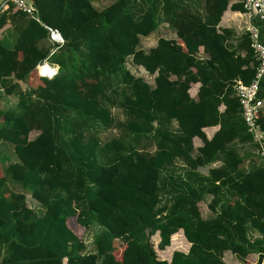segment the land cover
Instances as JSON below:
<instances>
[{
	"label": "trees",
	"instance_id": "trees-1",
	"mask_svg": "<svg viewBox=\"0 0 264 264\" xmlns=\"http://www.w3.org/2000/svg\"><path fill=\"white\" fill-rule=\"evenodd\" d=\"M30 1L33 19L10 3L0 10V99L8 104L0 141L16 157L0 163V264H224L225 253L260 264L264 162L240 167L237 145L256 146L233 91L252 80L257 63L248 34L240 56L226 45L229 31H217L229 0H203V20L175 0H146L138 15L135 0L99 11L92 0ZM229 9L244 12L239 0ZM159 22L175 39L138 49ZM44 26L63 40L51 55ZM127 58L153 76V87L127 71ZM43 62L56 68L53 77L37 75ZM118 88L121 122L106 97ZM259 125L264 131L263 116ZM109 129L116 136L101 144L98 134ZM194 139L201 145L192 156ZM144 140L151 154L142 153ZM175 161L184 178L162 177ZM4 172L25 192H5ZM204 195L207 219L197 207ZM91 225L100 230L87 253L82 238ZM178 239L186 251L165 256Z\"/></svg>",
	"mask_w": 264,
	"mask_h": 264
},
{
	"label": "rangeland",
	"instance_id": "rangeland-1",
	"mask_svg": "<svg viewBox=\"0 0 264 264\" xmlns=\"http://www.w3.org/2000/svg\"><path fill=\"white\" fill-rule=\"evenodd\" d=\"M112 0H108L107 2H104V4H108L110 3ZM102 4V6H95V8H103L105 7V5ZM131 11L134 15H138L140 12H142L145 9V6L141 3V1L139 0H135V3H131ZM136 17V16H135ZM17 36V32H13L11 34V39H12V43H8L7 47H12L15 39ZM160 38L158 36V33L155 34H151L147 37H143L140 38L139 40V45H138V49L142 50V51H148L150 48H152L153 46H155L157 39ZM125 68L127 69V71L133 75L134 77H138L141 78L145 83L151 84V78L140 68V67H135L130 63V59L127 58L125 61ZM121 91L120 88L116 89V92H111L108 93L106 95L109 103L108 105L110 106V115H112V118L114 121L117 122H121L123 121V116H122V111L117 108L118 105V100H119V95L118 93ZM8 104L6 102H4L3 100L0 101V108L6 107ZM116 136L115 134V130L113 129H109L105 132L99 133L98 134V138L100 143H104L106 141H108L111 138H114ZM256 147L254 148H238V153L239 155H244V160L241 164V168L244 171L249 170L251 167H253L254 165H258L264 161H262V159L260 158V156H258V154L256 153L257 149L255 150ZM142 153L145 154H151L154 150L153 146L150 145L149 141L144 140L143 141V148H141ZM16 162V157L12 151V147L10 144L0 141V163L2 164V166H6L9 163H13ZM220 165L219 162H216L212 165H210L209 167H218ZM162 177H165L166 179H170L172 181H175L177 178H184L185 176V168L184 165L182 164V162L180 161H175L170 167H166L161 174ZM4 178H5V186H4V191L7 193H23L25 192L23 190V186L20 183H16L13 182L10 177L9 174L7 172H4ZM164 198L162 197V200ZM211 197L209 195H204L201 202H199L197 204L198 207V211L200 214V217L202 219H207L210 218L212 215V213L208 210L207 205L210 202ZM26 204L28 207L31 208H36L38 207L36 205L35 202H33L29 197H26ZM100 230L99 227H97L96 225H91L87 231L85 232L84 236H83V243L85 245V252L89 253L92 251V240L93 237L96 233H98ZM248 237L249 239H254L256 237V234L252 231H248ZM151 240L153 241V244L155 246L156 244V237H152ZM179 244H177L176 246L173 247V249H167L165 251V256L167 255V257L170 255V253L172 251H181V252H185L186 249L188 248V245L185 241H183L182 239H178ZM163 255V254H162ZM164 257V256H163ZM223 262L224 264H239V262L229 253H225L224 257H223ZM256 263V256H248L247 260L245 261L244 264H255Z\"/></svg>",
	"mask_w": 264,
	"mask_h": 264
},
{
	"label": "built area",
	"instance_id": "built-area-1",
	"mask_svg": "<svg viewBox=\"0 0 264 264\" xmlns=\"http://www.w3.org/2000/svg\"><path fill=\"white\" fill-rule=\"evenodd\" d=\"M243 13L250 17H256L264 25V0H239ZM12 4L17 10L29 18H34L36 10L30 0H6L1 9H6V4ZM48 33V41L54 46L50 51L51 55L55 49L62 45L63 40L59 33L44 26ZM249 46L252 49L257 63L252 80L244 85L236 82L233 86L234 95L239 106L240 117L246 127L247 133L251 136V143L257 147L261 155H264V131L260 128L259 120L262 116L263 101L259 95V83L264 75V45L259 42L256 28H249L247 31ZM39 77L51 78L56 74V68L43 62L36 67Z\"/></svg>",
	"mask_w": 264,
	"mask_h": 264
},
{
	"label": "crops",
	"instance_id": "crops-1",
	"mask_svg": "<svg viewBox=\"0 0 264 264\" xmlns=\"http://www.w3.org/2000/svg\"><path fill=\"white\" fill-rule=\"evenodd\" d=\"M108 0H92L91 4L95 8V6H102L104 2H107ZM115 0H112L108 4H104L105 7L113 3ZM141 3L146 6V0H139ZM180 2L181 5L186 6L188 11L194 15L199 17L201 20L204 18V10H203V0H175ZM238 0H229L228 6L226 10L222 13L219 22L217 24V31L220 32L221 30H227L230 33L229 40L226 42L227 47H229L232 50H236L240 56H243V51L239 50V43L243 37L244 34H247V31L249 28L253 27L256 28L258 31L259 36V42L264 45V25L261 21H259L256 17H250L245 15L244 13H239L236 11H231L229 7L231 5H237ZM103 7V8H105ZM103 8H95L96 10H102ZM6 27H8L6 25ZM6 32V31H5ZM1 33V31H0ZM155 34L158 33V36L163 39H175V33L173 30H171L166 23L159 22L155 31L153 32ZM152 33V34H153ZM4 34V33H3ZM151 35V34H150ZM2 38V35L0 36ZM154 47V46H153ZM152 47V48H153ZM202 57V56H199ZM203 58V57H202ZM148 75V74H147ZM151 78V84H148L150 87H153V76L148 75ZM20 85V84H19ZM21 86V85H20ZM259 95L263 101V108H262V116L264 117V75L259 83ZM1 101V99H0ZM220 110H222V107H220ZM174 128V125H172ZM218 127H212L204 129L205 136L207 138H210L214 132H216ZM34 134H30L29 138L32 139ZM201 143L197 140H193V149H192V156L196 155V148L199 147ZM237 148H246V146H240L237 145ZM257 147L255 148V150ZM264 152V149H263ZM256 153L262 161H264V155L260 154V151L257 149Z\"/></svg>",
	"mask_w": 264,
	"mask_h": 264
},
{
	"label": "water",
	"instance_id": "water-1",
	"mask_svg": "<svg viewBox=\"0 0 264 264\" xmlns=\"http://www.w3.org/2000/svg\"><path fill=\"white\" fill-rule=\"evenodd\" d=\"M6 0H0V8L3 6ZM260 264H264V259L260 262Z\"/></svg>",
	"mask_w": 264,
	"mask_h": 264
}]
</instances>
